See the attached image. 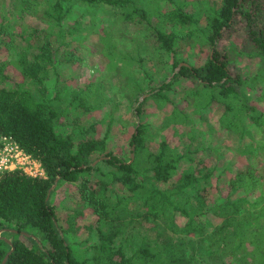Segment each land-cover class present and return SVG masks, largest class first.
I'll list each match as a JSON object with an SVG mask.
<instances>
[{"label": "trees", "instance_id": "16d2710c", "mask_svg": "<svg viewBox=\"0 0 264 264\" xmlns=\"http://www.w3.org/2000/svg\"><path fill=\"white\" fill-rule=\"evenodd\" d=\"M21 2L45 25L0 22V137L44 175L0 173V263L264 264V0Z\"/></svg>", "mask_w": 264, "mask_h": 264}, {"label": "rangeland", "instance_id": "374dc122", "mask_svg": "<svg viewBox=\"0 0 264 264\" xmlns=\"http://www.w3.org/2000/svg\"><path fill=\"white\" fill-rule=\"evenodd\" d=\"M38 1L44 2V0H38ZM209 1L212 3L214 2L217 3L219 0H209ZM21 9H22L21 0H0V22H3L5 24L7 23L13 29V31L17 34V37H19L20 34H23L24 32H26L27 27L30 25H37L40 27L45 25L44 18L41 17L39 14L31 15L27 12L21 11ZM36 9L39 11L40 6L37 5ZM31 10L33 9L31 8ZM81 20L85 22L88 21L89 15H83L81 17ZM114 28L116 29L117 26H115ZM91 37L92 39L90 42H88L89 44L88 46L90 47V49H93L92 50L93 52L83 50L82 51L83 61L80 63V65L76 66V68L71 67L72 71L76 70L77 79H79L80 82H87L90 80L99 79L101 77V72L105 64V59L102 56L100 57V55L98 56L97 53L95 52V47L96 45H98L96 44L97 41H95L97 36H91ZM114 39L118 44H121L123 42L119 38V33L117 31H114ZM17 41L20 42L19 39H17ZM125 46L128 47L127 44H125ZM10 53L11 52H7V53L1 52L0 59L9 58L11 55ZM148 56H151V53L148 52ZM189 61L193 62L194 60L189 59ZM167 66H168V63L166 60L163 68L165 69L167 68ZM64 68H68V67L64 66ZM68 73H69V70L65 71V73L63 72V75H62L63 78H66L68 76ZM164 77L165 76L163 72H158L155 76V80L157 81V80L163 79ZM169 78L170 77H167V79ZM68 88H72V87L69 86ZM198 129L203 131V133H201L199 137L202 138V140L207 141L208 135H207L206 127L201 126ZM125 144H126V139H124V137L120 135L119 129L116 128L113 131L108 141V149H118L122 145H125ZM182 146L183 145L179 143L180 149H183ZM205 155L209 158L212 157V153L209 151H206ZM230 158H231V155L229 154V152L222 155L220 157L219 165H223ZM232 159L236 160L237 162H242V159L238 158L237 156H233ZM211 161H213V159ZM69 189H70V185L68 184H65V183L57 184L56 183L51 189V191L54 190L52 193V198H51L52 203L58 207L69 205L68 199L66 198V193L69 191ZM0 237L5 238L6 240L12 239L13 229H10V228H5L3 230L0 229ZM73 250L75 253L74 255L78 258H80L81 256L83 257V256L89 255V251L85 248H81V247L73 245Z\"/></svg>", "mask_w": 264, "mask_h": 264}, {"label": "built area", "instance_id": "2783aa9c", "mask_svg": "<svg viewBox=\"0 0 264 264\" xmlns=\"http://www.w3.org/2000/svg\"><path fill=\"white\" fill-rule=\"evenodd\" d=\"M13 169L31 176L44 175L39 161L20 149L11 138L0 137V173Z\"/></svg>", "mask_w": 264, "mask_h": 264}, {"label": "water", "instance_id": "95a60500", "mask_svg": "<svg viewBox=\"0 0 264 264\" xmlns=\"http://www.w3.org/2000/svg\"><path fill=\"white\" fill-rule=\"evenodd\" d=\"M133 153H131V156H130V161L133 159ZM57 183V181L54 182V184L52 185V187ZM51 187V189H52ZM50 189V191H51ZM13 232L15 233V231L13 230ZM8 255H9V252L5 254L4 258L2 259L1 263L0 264H5L7 258H8Z\"/></svg>", "mask_w": 264, "mask_h": 264}]
</instances>
